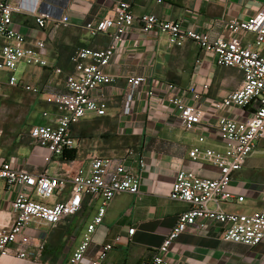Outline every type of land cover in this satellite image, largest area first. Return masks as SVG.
Listing matches in <instances>:
<instances>
[{"label":"built area","instance_id":"obj_1","mask_svg":"<svg viewBox=\"0 0 264 264\" xmlns=\"http://www.w3.org/2000/svg\"><path fill=\"white\" fill-rule=\"evenodd\" d=\"M27 1V2H26ZM38 3V2H37ZM34 0L0 1V89L3 86H23L26 91L41 95L40 91L24 85L16 77L19 66L47 67L45 41L28 39L17 32L13 19L18 15L32 17L39 29H44L48 21L57 26H66L64 15L54 17L41 3ZM135 22L139 23L144 35L164 34L169 47H181L187 42L194 43L199 50L213 57L220 68H235L242 72L241 84L219 101L209 102L207 108L201 106L203 95L195 84L185 88L170 83H159V94L149 92L152 107L170 109L175 113L184 130L196 131L216 121V132L223 149L192 148L189 159L205 163L218 170L215 179L202 178L192 172L177 174L168 198L183 203L187 210L178 215L175 226L164 237L153 257L140 264H171L168 252L178 238L191 228L198 230L216 228L224 241L255 247L264 244V207L246 214L224 210L226 203H242L243 198H235L227 191L232 174L243 167L246 159L253 153L256 142L264 135V8L253 16L226 23V31L232 37L212 38L208 33L183 28L179 22L163 21L155 15H144L138 19L131 11V4L121 1L115 4L111 14L99 21H89L84 30L90 37L107 35L108 44L103 49L81 48L72 57L73 72L65 76L64 94H51L44 97L46 104L52 105L56 113L44 111L41 118L47 123L30 128L29 137L34 147L46 152L43 161L46 168L29 172L14 166L11 160L0 156V182L13 193L9 214L12 221L0 224V264L7 261L28 262L31 250L35 256L32 264H41L40 257L46 246L42 237L45 228H54L65 218L77 214L85 198L89 202L99 200L93 220L87 224L79 246L74 250L66 264H101L107 252L123 241L116 236L112 243L101 247L96 259L85 262V255L92 244V236L103 217L109 203L118 195H139L141 174L145 161L139 157L136 166L125 157H93L87 168L75 169L72 173L61 171L50 173L49 166H61L64 154L72 150L74 140L70 127L79 123L87 115L97 117L106 115V89L113 83L107 69L119 53L125 37L129 35ZM251 34V44H243L240 37ZM199 65L201 60H196ZM56 75L61 70H55ZM126 92L123 113L130 114L131 104L137 90L147 83L144 76L126 79ZM207 86H203L206 90ZM240 110L243 117L219 116L220 111ZM1 138V130H0ZM204 138L199 137L198 142ZM54 159L58 161L54 162ZM70 166V165H69ZM54 197L55 202L49 203ZM134 229H129L128 237ZM45 234V233H44Z\"/></svg>","mask_w":264,"mask_h":264},{"label":"crops","instance_id":"obj_2","mask_svg":"<svg viewBox=\"0 0 264 264\" xmlns=\"http://www.w3.org/2000/svg\"><path fill=\"white\" fill-rule=\"evenodd\" d=\"M121 1L131 4L136 19L155 15L163 21L179 22L183 28L208 33L212 38L232 37L226 31L229 20L247 19L264 8V0H34L54 17L62 14L67 18L66 26H57L53 21H48L44 29H39L29 16L18 15L13 19L12 27L17 32L31 40L45 41L48 66L25 67L20 72L24 85L40 91L41 95L36 96L44 105L42 112L46 111L51 116L56 113L52 105L45 103L44 97L66 93L65 76L73 72L71 59L75 52L81 48L103 49L108 44L107 35L90 37L84 30L85 24L109 16L113 6ZM240 40L243 44H251L254 37L246 34ZM260 50L264 52V45ZM196 60H201V63L197 65ZM56 69L61 70L60 75L55 74ZM107 71L113 76V83L106 89V115L97 117L89 114L72 125L70 136L75 143L73 149L67 152L72 159L59 160L61 166L53 163L51 166L54 169H49V172L72 173L77 168L85 170L93 157L119 158L127 156L129 152L135 154L128 157L131 162L135 161L133 164L136 166V161L142 157L146 165L141 174L140 194H121L109 203L84 260L96 259L102 246L121 236L123 241L107 252L101 264H140L153 257L164 237L175 226L178 215L187 210L185 204L168 198L177 174L181 171L192 172L208 179H215L218 175L216 168L202 162H192L189 151L194 147L215 151L223 149L215 120H210V125L200 130L188 132L169 108L152 107L149 92L159 94V83H170L180 88L195 84L205 99L201 106L207 108L209 102L219 101L233 92L241 84L243 75L235 68L217 67L213 57L203 54L192 42L181 47H169L164 34L144 35L137 22L125 37ZM132 76H144L147 83L135 92L130 114L125 115V81ZM203 86H207V89L203 90ZM2 88L26 91L23 86ZM218 115L243 117L240 110L220 111ZM38 123L36 125L47 121L41 118ZM199 137L204 138L203 142H198ZM28 138L31 142L29 134ZM30 145L32 147H28V152L22 158L23 164L21 159L20 164L9 157L5 159L29 172L44 170L47 167L43 161L46 152L34 147L32 142ZM227 191L235 198L242 197L243 202L224 204L226 211L249 214L264 207V135L256 142L253 153L241 170L232 174ZM12 198L11 190L0 182L1 214H9ZM99 207V200L89 202L85 198L77 214L57 225L72 217L82 216L81 222L78 218L74 220L77 237L73 236V241L71 237L72 248L63 264L81 243L86 226L93 220ZM47 229L50 228L43 229L46 236ZM129 229L135 230L131 237L127 235ZM43 253L40 263L50 264ZM34 256L32 249L30 261ZM168 258L171 264H264V244L247 247L224 241L216 228H191L171 246ZM30 261L11 260L7 264H32Z\"/></svg>","mask_w":264,"mask_h":264},{"label":"rangeland","instance_id":"obj_3","mask_svg":"<svg viewBox=\"0 0 264 264\" xmlns=\"http://www.w3.org/2000/svg\"><path fill=\"white\" fill-rule=\"evenodd\" d=\"M25 66H19V72ZM4 78L3 74L0 75ZM21 73H17L16 77L20 79ZM43 91H45L43 89ZM44 105L39 101L38 97L30 92L20 89L2 88L0 91V156L14 159L15 162L23 164L22 158L31 148V142L28 138L30 128L39 124L41 120ZM21 159V161L19 160ZM20 161V162H19ZM46 165V164H45ZM49 166V169H54ZM56 198L52 197L49 203L55 202ZM81 222L82 216L72 217L63 224L54 228L47 229L46 234H41L46 238V249L43 255L45 259H49L51 264H63L72 248L73 236L77 234L74 220ZM80 218V220H79ZM12 221L11 214L7 212L0 213V224ZM75 226V227H74ZM72 237V241L70 240Z\"/></svg>","mask_w":264,"mask_h":264},{"label":"trees","instance_id":"obj_4","mask_svg":"<svg viewBox=\"0 0 264 264\" xmlns=\"http://www.w3.org/2000/svg\"><path fill=\"white\" fill-rule=\"evenodd\" d=\"M71 159H72V156H68L67 153L64 154V156L62 157V160H65V161L66 160L68 161V160H71Z\"/></svg>","mask_w":264,"mask_h":264}]
</instances>
